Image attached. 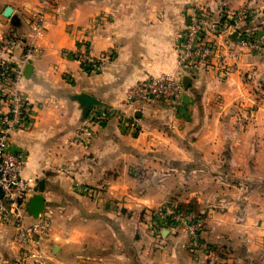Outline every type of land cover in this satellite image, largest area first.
Masks as SVG:
<instances>
[{"label":"crops","instance_id":"0c3cea01","mask_svg":"<svg viewBox=\"0 0 264 264\" xmlns=\"http://www.w3.org/2000/svg\"><path fill=\"white\" fill-rule=\"evenodd\" d=\"M192 7L206 11L208 36L223 49L238 29L264 31V0H50L43 10L34 38L42 53L20 81L35 118L13 131L10 149L26 155L21 174L36 182L26 219L36 218L28 201L40 194L38 216L49 225L41 258L21 264H264V53L244 49L225 71H181L178 44ZM40 8L41 0H0V36L28 38ZM240 12L223 31L233 21L226 15ZM77 51L107 59L91 70ZM160 74L188 77L175 109L124 102L129 87ZM80 92L100 103L84 113L73 98ZM105 109L112 115L96 123ZM131 115L137 132L117 120ZM85 126L94 133L82 145ZM174 204L203 214L205 253L190 251L174 224L153 232L148 211ZM14 235L11 222H0V264H17Z\"/></svg>","mask_w":264,"mask_h":264},{"label":"built area","instance_id":"2783aa9c","mask_svg":"<svg viewBox=\"0 0 264 264\" xmlns=\"http://www.w3.org/2000/svg\"><path fill=\"white\" fill-rule=\"evenodd\" d=\"M49 3L50 0H41V8L30 21L31 32L28 38L14 30H7L0 36V222L9 221L15 228L14 240L20 245V252L15 258L17 264L41 258V245L49 225L45 215L26 219V200L35 192L36 182L33 177L25 178L21 174L26 155L22 151L10 149L13 131L27 129L34 122L37 105L21 92L20 81L24 65L42 53L34 38L44 27L43 10ZM245 14L240 12L226 15L233 21L226 20L222 25L223 31L233 26V23L240 22ZM207 17L204 9L195 7L188 14L187 27L181 35L177 52V64L181 71L192 74L198 67L213 65L225 71L228 70V59L244 49L264 53V31L257 28L238 29L235 40L229 41L223 49L209 38L208 29L212 25L208 23ZM73 55L91 70L98 69L107 59L106 53L94 57L86 51H77ZM183 89V83L175 75H149L128 88L124 102L157 103L175 109ZM111 115L106 109L99 111L95 122L100 123ZM117 120L124 129L139 131L134 115L118 116ZM81 132L79 142L87 145L94 133L92 126H85ZM153 212L163 214L161 209Z\"/></svg>","mask_w":264,"mask_h":264},{"label":"rangeland","instance_id":"374dc122","mask_svg":"<svg viewBox=\"0 0 264 264\" xmlns=\"http://www.w3.org/2000/svg\"><path fill=\"white\" fill-rule=\"evenodd\" d=\"M192 8H190L189 13ZM159 209H161L162 215L153 212ZM148 215H151L150 220L154 226L152 230L157 236L161 235L163 227L174 224L175 227L182 229L186 233V244L190 251L205 253L206 249L209 250L208 245H204L202 241V221H204V216L189 205L174 204L171 207H159L156 210L148 211Z\"/></svg>","mask_w":264,"mask_h":264},{"label":"water","instance_id":"95a60500","mask_svg":"<svg viewBox=\"0 0 264 264\" xmlns=\"http://www.w3.org/2000/svg\"><path fill=\"white\" fill-rule=\"evenodd\" d=\"M11 13V7H6L4 10V15L5 16H10ZM235 33V31H234ZM234 33L232 35H234ZM237 34V32L235 33V35ZM231 35V36H232ZM187 76L183 77L182 82L185 85V81L187 80ZM73 98L76 99L77 101H79V103L81 104L82 108H83V112L86 113V111L95 104H99L100 101L97 100L94 96H92L89 93H85V92H80L77 93L75 95H73ZM43 197L40 194H34L33 196H31V198L28 201V208L30 210V212L37 217L38 214L42 211L43 209Z\"/></svg>","mask_w":264,"mask_h":264}]
</instances>
